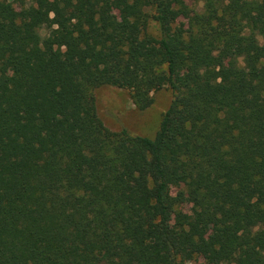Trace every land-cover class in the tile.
I'll return each instance as SVG.
<instances>
[{
    "label": "trees",
    "instance_id": "1",
    "mask_svg": "<svg viewBox=\"0 0 264 264\" xmlns=\"http://www.w3.org/2000/svg\"><path fill=\"white\" fill-rule=\"evenodd\" d=\"M0 264H264V0H0Z\"/></svg>",
    "mask_w": 264,
    "mask_h": 264
},
{
    "label": "rangeland",
    "instance_id": "2",
    "mask_svg": "<svg viewBox=\"0 0 264 264\" xmlns=\"http://www.w3.org/2000/svg\"><path fill=\"white\" fill-rule=\"evenodd\" d=\"M197 7L200 9L201 4ZM150 28V33L156 35L154 23L150 24ZM94 96L97 115L106 129L112 132L124 130L131 136L148 139L154 138L161 117L173 98L170 89L163 88L153 94V103L148 109L138 111L126 90L105 86L95 90ZM180 188V185H174L172 195ZM184 211H188V206Z\"/></svg>",
    "mask_w": 264,
    "mask_h": 264
}]
</instances>
